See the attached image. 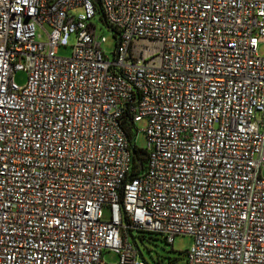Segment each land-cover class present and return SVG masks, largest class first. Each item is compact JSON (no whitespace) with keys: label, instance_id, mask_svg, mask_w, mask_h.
I'll return each instance as SVG.
<instances>
[{"label":"built area","instance_id":"built-area-1","mask_svg":"<svg viewBox=\"0 0 264 264\" xmlns=\"http://www.w3.org/2000/svg\"><path fill=\"white\" fill-rule=\"evenodd\" d=\"M263 41L264 0H0V264H264Z\"/></svg>","mask_w":264,"mask_h":264},{"label":"rangeland","instance_id":"rangeland-1","mask_svg":"<svg viewBox=\"0 0 264 264\" xmlns=\"http://www.w3.org/2000/svg\"><path fill=\"white\" fill-rule=\"evenodd\" d=\"M93 23L97 29V32L105 37V43L103 44V50L106 54L110 53L114 49V37L110 32L97 20L95 17ZM72 38L69 39L68 46L59 47L57 49V56L68 57L71 52L70 45L72 44ZM257 54L260 57H264V41L257 45ZM13 81L18 86H21L25 82L24 72H16L13 75ZM146 122L144 119L135 123L134 125V144L137 148L143 149L146 146V139L144 129ZM261 175L264 177V168L261 171ZM107 212L103 211V217L106 218ZM128 241L138 251L137 259L144 264H169L171 261L179 260L182 258L183 252L188 250L192 244V238L190 236H175L171 245L166 244L163 236L155 233L147 232H131V237H128ZM102 258L107 263L117 262V256L112 252H103Z\"/></svg>","mask_w":264,"mask_h":264},{"label":"trees","instance_id":"trees-1","mask_svg":"<svg viewBox=\"0 0 264 264\" xmlns=\"http://www.w3.org/2000/svg\"><path fill=\"white\" fill-rule=\"evenodd\" d=\"M98 14L100 15V12L98 11ZM125 129L127 131V135L130 136V125L128 123H125ZM131 153H132V171L131 176L136 175L140 170H142L146 164V152H144L142 149L137 148L134 144L131 146ZM136 232L143 233V231L134 230ZM131 230H127L128 237H131ZM147 233H155V232H147ZM158 234V233H155ZM164 239V237H163ZM165 241V239H164ZM166 244H168L165 241ZM170 245V244H169ZM174 261H171L169 264H172Z\"/></svg>","mask_w":264,"mask_h":264}]
</instances>
